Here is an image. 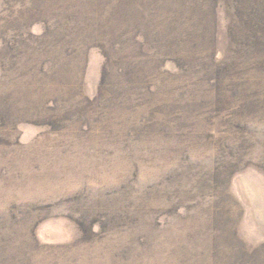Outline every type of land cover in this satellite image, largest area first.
<instances>
[{"label":"rangeland","instance_id":"rangeland-1","mask_svg":"<svg viewBox=\"0 0 264 264\" xmlns=\"http://www.w3.org/2000/svg\"><path fill=\"white\" fill-rule=\"evenodd\" d=\"M263 51L264 0H0V264H264Z\"/></svg>","mask_w":264,"mask_h":264},{"label":"trees","instance_id":"trees-1","mask_svg":"<svg viewBox=\"0 0 264 264\" xmlns=\"http://www.w3.org/2000/svg\"><path fill=\"white\" fill-rule=\"evenodd\" d=\"M170 1V0H169ZM188 2H192V0H187ZM183 2V1H182ZM250 26H255V23L253 20H251ZM206 28V27H205ZM203 28V32L206 31V29ZM248 29H244V31H247ZM189 38L191 39L192 43H193V47L197 50L200 51L202 53H205V45H206V40L203 39H197L195 38L192 34H188ZM160 47H162L163 49V55L164 56V60H169V53L172 51L173 47L170 48L168 46V42L162 41V43L160 44ZM262 55L264 56V51L262 52ZM178 60V59H177ZM174 62V61H173ZM182 67H189L193 73L195 74H200V75H212L211 71L214 72H221L224 71L221 64L219 62H217V60L215 59V55L213 56H208L207 59L205 58H187V60L185 61V64L183 66H179V68L182 69ZM214 77V76H213ZM262 250L264 251V245Z\"/></svg>","mask_w":264,"mask_h":264}]
</instances>
